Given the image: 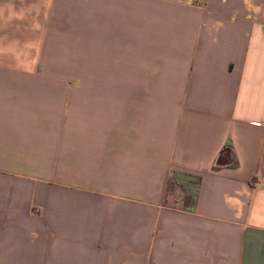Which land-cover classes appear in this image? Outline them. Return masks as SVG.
<instances>
[{
	"label": "crops",
	"instance_id": "1",
	"mask_svg": "<svg viewBox=\"0 0 264 264\" xmlns=\"http://www.w3.org/2000/svg\"><path fill=\"white\" fill-rule=\"evenodd\" d=\"M0 264H264V0H0Z\"/></svg>",
	"mask_w": 264,
	"mask_h": 264
},
{
	"label": "rangeland",
	"instance_id": "2",
	"mask_svg": "<svg viewBox=\"0 0 264 264\" xmlns=\"http://www.w3.org/2000/svg\"><path fill=\"white\" fill-rule=\"evenodd\" d=\"M65 6H67V4L64 3L63 8ZM56 14L58 15L55 17H57L58 20H53L55 22L59 21V24L51 26L50 41H44L43 48L37 60L38 65L43 66L45 70H50V72L43 73V76H49L50 80L66 81L68 86L65 90L67 97L90 95L91 89L88 88V82L90 80L120 79L115 71H113V74H109V67H103L104 64H98L96 66L90 63L89 51L84 45L85 36L83 32H81V36H78V38L81 37V39H79L80 41H73L71 34H65L70 30L71 33L73 31V16L66 13V10L63 11L61 9H59V12ZM79 28L80 27L76 26L77 30ZM60 33H64L66 36H62V41H57L60 37H58V34ZM105 69L108 71L106 72ZM51 70H54V72H51ZM76 82H82L83 87L78 90V93L76 92V94H74L72 86L74 84L76 85ZM69 102L71 101L69 100ZM177 205H180V203H177Z\"/></svg>",
	"mask_w": 264,
	"mask_h": 264
},
{
	"label": "built area",
	"instance_id": "3",
	"mask_svg": "<svg viewBox=\"0 0 264 264\" xmlns=\"http://www.w3.org/2000/svg\"><path fill=\"white\" fill-rule=\"evenodd\" d=\"M194 1H196V0H191V2H194Z\"/></svg>",
	"mask_w": 264,
	"mask_h": 264
}]
</instances>
